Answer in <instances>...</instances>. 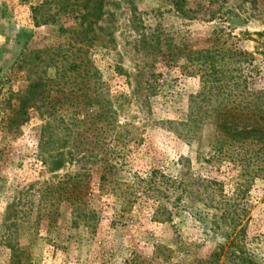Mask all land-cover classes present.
<instances>
[{
  "label": "rangeland",
  "instance_id": "1",
  "mask_svg": "<svg viewBox=\"0 0 264 264\" xmlns=\"http://www.w3.org/2000/svg\"><path fill=\"white\" fill-rule=\"evenodd\" d=\"M54 1L0 0V264H210L226 233L211 242L195 219L219 204L264 258V172L248 150L215 152V110L264 90V0H185L188 17L171 0H105L93 30ZM212 48L239 85L230 102L201 93L198 53ZM63 147L69 163L50 172L41 157ZM152 170L183 182L200 216L161 222L136 189ZM77 174L99 211L90 227L47 189Z\"/></svg>",
  "mask_w": 264,
  "mask_h": 264
},
{
  "label": "trees",
  "instance_id": "2",
  "mask_svg": "<svg viewBox=\"0 0 264 264\" xmlns=\"http://www.w3.org/2000/svg\"><path fill=\"white\" fill-rule=\"evenodd\" d=\"M171 1L179 14L188 17L185 0ZM54 3L58 4L59 10L65 18H69L80 27L90 30H93L94 24L102 19L106 4L105 0H55ZM35 20H37V16H35ZM198 54L203 58L201 71L204 70L202 77L204 87L201 93L209 97L214 96L216 99L221 98L220 96L225 93L230 102L233 96L232 90L239 87L236 82L231 83L233 70L230 69L228 75V68L224 66V63L221 64L219 57L222 58V54L217 49L204 50ZM229 54L231 57L236 56L238 58L237 63L242 62L239 57L245 55L233 50H229ZM39 86V82L31 85L18 98L20 110H25L30 103L37 100L35 91ZM245 101L243 99L236 106L225 103L215 110V126L218 132L216 148L219 149L215 152L219 153L228 147V149L240 150L239 152L243 155L248 150L255 160L256 175H260L264 172V90H254L248 103L249 106L243 105ZM63 149L64 147L57 152L41 157L43 164L50 172L61 170L69 163L70 158L68 160L65 158L66 154ZM238 161L242 160L234 159V164H237ZM109 168L111 169V166ZM81 178L83 175L77 174L76 177H70L62 183L60 182L58 186L47 187V189L57 191L59 201L69 202L74 207L75 217L86 221V225L90 227V221L97 220L99 211L96 208L91 209L90 202L94 197V191ZM109 178L108 172L100 177L99 192L104 191L102 181L107 182ZM137 180H139V183H136L137 192L145 196L148 204L152 201L153 204L158 205L156 217L160 215L158 219H162L161 222H172L174 215H180L182 212L186 215L185 219L194 218L197 214V210L195 211L194 208L183 204L186 189L183 182L177 178L167 177L156 170H152L145 177H137ZM48 190H46L47 193L50 192ZM87 196L89 199H86ZM217 207V212L206 215L210 219L209 224L201 218L195 219L200 221V228L206 232V236L211 242L213 235H220L222 230L226 233L225 236L222 234V237L227 241L226 244H218L216 250L207 257L210 264H218L222 258L227 264H264V258L246 249L240 240V234L245 232L244 229L237 231L241 226L242 219L235 217V211L231 210V206L228 204H219ZM50 214L49 212V219H51ZM197 215L200 216V214ZM94 225L95 223H93Z\"/></svg>",
  "mask_w": 264,
  "mask_h": 264
}]
</instances>
